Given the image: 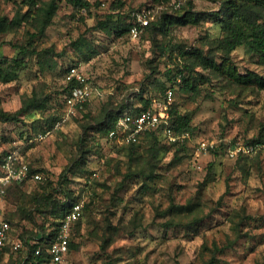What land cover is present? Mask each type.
I'll use <instances>...</instances> for the list:
<instances>
[{
    "label": "rangeland",
    "instance_id": "1",
    "mask_svg": "<svg viewBox=\"0 0 264 264\" xmlns=\"http://www.w3.org/2000/svg\"><path fill=\"white\" fill-rule=\"evenodd\" d=\"M91 1L98 4L83 18L69 3L58 0L51 23L34 38L42 54L28 58L29 68L17 80L0 83V105L8 111L18 110L22 97L34 87L50 94L52 103L59 106L65 75L74 67L87 73L103 92L93 96L83 116L67 121L43 141L29 140L39 124L38 112L21 115L20 122H0V159L18 147L36 168L56 180L81 154L85 133L83 149L92 150L86 153L82 170L70 173V186L79 189L97 171L83 197L89 201L95 196V208L83 217L79 247L64 264H264V154L231 158L217 150H197L203 139L256 136L264 126V88L197 67L209 80L198 82L197 93L177 83L173 98L181 113L192 114L193 139L178 154L160 141L145 174L136 173L138 155L131 158L127 146L107 141L96 129L105 106L127 98L137 102L141 95L158 100L161 83L173 84L170 76L182 63L171 53L173 44L211 51L213 39L222 35L221 23L214 16L222 0L195 1L192 10L200 15L197 22L168 33L149 32L139 40L128 34L118 36L97 22L107 13L127 20L131 9L149 6L153 0ZM16 3L0 0L2 12L13 17ZM28 29L35 31L24 25L2 34L0 41L6 44L0 45V54L16 55L18 48L12 43L25 44ZM217 53L221 62L223 55ZM230 57L238 73L254 71L264 76L263 55L242 45ZM146 146L143 141L139 147L141 159L149 157ZM40 185L27 181L20 185L21 191H9L0 204L2 214L13 220L17 235L32 234L31 240L37 239L41 224L50 227L54 220L50 214H37L34 222L19 218L18 202L29 204ZM190 203L195 212L184 214ZM178 206L184 208L180 211ZM195 216L198 220L193 224ZM109 238L113 240L107 243ZM15 256L12 251L5 253L0 264H10Z\"/></svg>",
    "mask_w": 264,
    "mask_h": 264
},
{
    "label": "trees",
    "instance_id": "2",
    "mask_svg": "<svg viewBox=\"0 0 264 264\" xmlns=\"http://www.w3.org/2000/svg\"><path fill=\"white\" fill-rule=\"evenodd\" d=\"M14 1L17 2V9L14 16L11 18L2 12L0 5V37L2 34L18 31L20 27L24 25L30 26L32 29H35V31L31 32L28 29L27 32H30V36L28 37V40L25 42V44H23V42L12 43V45L18 48V53L16 55L0 54V83H10L17 80L21 71L29 68L28 58L35 54H42L41 50L38 49L34 38L38 34H43L45 32L59 6L57 2L58 0ZM64 1L69 3L75 11L81 13L83 18L85 17L86 13L91 15L93 8L98 4L92 2L91 0ZM171 1L172 0H153L151 5L156 7V18L147 27L143 36L149 32L156 31L168 33L172 28L197 22L199 20V13L192 10L195 0H184V3L178 8L171 5ZM135 9H131L127 13V20L125 19L122 21L120 17L114 18L113 13H107L106 16L102 19H99L97 23L102 29L116 32L118 36L125 34L129 35L130 27L132 25V11ZM214 14L216 20L221 23L222 35L213 39L210 47L211 51L205 53L200 47H188V45L182 43H175L171 46V53L177 54L179 58H181L182 63L177 65V69L173 70L172 75L170 76V80H173V84L164 85V83H161L160 85L158 83V85H160V93L158 96L159 99L164 97L165 91L168 87L178 86L177 83H183L186 89L197 93L199 91L198 82L200 80H209V75L206 73H199L197 67L209 70L210 73H227L228 76L237 81L243 82L246 85L264 88V76L259 75L254 71H248L245 74L238 73L236 65L229 63L231 53L242 45H245L249 51L264 56V0H222L220 11H216ZM4 42V39L1 40L0 45L6 44ZM217 52H221L223 55L221 62H219L217 59ZM50 67H52L51 64ZM68 71L69 70H67V73ZM180 76L181 80L178 82V78ZM71 85L72 82H68L66 80L63 85V89L60 92V104L57 107L52 103V97L50 94L44 93L43 90L34 87L30 93H27L22 97V106L18 110L8 111L0 105V122H20L22 121L21 115L35 111L40 114V117L36 119L39 124L37 127H35L36 130L33 133L34 136L46 129H54L56 123L62 120L64 114L66 113L64 95L70 91ZM153 100L155 99L141 95L140 100L137 102L127 98L116 105L105 106L103 109L104 111L100 117L97 118L96 129H98L102 136L108 141V133L114 127L118 117L123 115L126 111L136 114L142 109L148 107ZM87 105L88 103L85 104L84 107L78 109L76 114L70 117V120L83 116ZM171 105L170 120L174 128L178 131L189 130L193 135L194 126L192 125V114L189 112L181 113L175 103V99ZM47 111H49V113L44 116ZM65 123H63V125ZM63 125L55 130L60 129ZM84 128L86 129L88 127ZM263 133L264 126L260 129L259 133L256 136L251 137V139H260L262 138ZM29 140L32 141V138ZM84 140L85 133H83L81 136V154L64 169L63 173L57 180L42 168H36L33 165V162L29 160L32 171H43L47 175V178L45 180H30L41 183L39 187L40 190L34 192L33 196L30 198V206L27 202H18L17 209L19 211V215H21L19 218L29 219L30 221L34 222L36 221L37 214H43L46 217H48V214H50L54 217V220L51 222L50 227H46L44 224H41L39 230L36 233L38 241L35 243H30L32 234L21 236L19 233L17 235L16 229L13 225V220L11 217H7L3 213L2 217L11 223L12 242L14 240H22L28 246V249L14 250L13 243L9 242L5 246L4 250L0 252V263L2 256L7 252L12 251L13 253L17 254V257L15 256V260L12 259L10 264L14 261L15 264H56L52 262L51 254L49 253L48 248L51 242L55 239L61 220L64 218L66 212L70 209L69 201H79L84 199V195L89 192V182L91 183V181L96 178V176H93V173L95 172L94 171L92 175L88 177L89 179H86L88 182H85V185L79 189L74 187L72 188L70 186V173H75L76 171L82 170V167L87 164L86 153H89L92 150L83 149V146H85L86 143ZM143 141H145L147 144L146 149L149 153V157L147 159H141V153L139 151V147H142ZM160 141H163L168 146L174 147L176 154L180 153V151L189 145V142L169 143L165 138L163 127L148 130L141 136L138 142L122 145L127 146L131 158L132 155H138V157L135 158L138 161V171H136V173H146L147 165L149 162H151V159L156 156L157 152H159L157 145ZM227 145L228 142H221L217 151L227 154ZM261 155V153H256L253 156L240 154L234 158L259 157ZM20 185L22 184H10L5 195H7L9 191L11 192V190L14 188L21 191ZM94 197L91 196L89 201H86L85 199L86 202L83 214L77 221H75L71 228L69 253L73 249L79 247L77 238L81 235L80 231L83 227V217L87 211H92L95 208L93 203ZM192 204L194 203H190L189 206L187 205L185 207L186 212L184 214L195 212V210L194 212L192 211ZM182 208L184 207L178 206L177 210L181 211ZM194 218L196 220L193 222V224L198 220L197 216ZM112 240V238H109L107 243L111 242ZM39 245H41L42 250L40 254L36 255L35 249Z\"/></svg>",
    "mask_w": 264,
    "mask_h": 264
},
{
    "label": "built area",
    "instance_id": "3",
    "mask_svg": "<svg viewBox=\"0 0 264 264\" xmlns=\"http://www.w3.org/2000/svg\"><path fill=\"white\" fill-rule=\"evenodd\" d=\"M200 1V0H195ZM184 0H172L171 5L176 8L180 7ZM156 18V7L149 5L137 8L132 11V25L129 35L134 40L143 37L147 27ZM66 80L72 82L70 91L64 95L66 104V113L62 120L58 121L55 128L46 129L39 132L32 138V141H43L51 136L55 129L59 128L70 117L89 103L93 96L97 93L103 95V92L96 87L90 78L82 69L78 67L71 68ZM181 80V76L178 78ZM174 98V87H168L163 98L154 100L151 104L142 109L140 112L133 114L126 111L118 117L114 127L109 131L108 138L117 145L130 144L138 142L143 134L148 130L163 127L166 140L169 143H187L193 139V135L189 130L178 131L171 123V103ZM228 142L227 156L234 158L240 154L253 156L256 153L264 154V133L262 138L252 140L251 137L233 138L225 140H201L199 141L197 150L199 151H216L221 142ZM93 176H98L95 171ZM47 175L43 171H32L30 161L24 157L19 149L8 150L0 161V204L7 188L12 183L23 184L30 180H45ZM70 209L66 212L61 220L55 239L49 245L48 251L51 254V260L56 264H64L67 261L69 253V242L71 238V228L83 214L85 207V199L79 201H69ZM0 206V252L5 246L12 242L11 223L1 216ZM37 239L30 240V243L37 242ZM13 249H28V246L22 240H14ZM41 245L35 249V254H40Z\"/></svg>",
    "mask_w": 264,
    "mask_h": 264
},
{
    "label": "crops",
    "instance_id": "4",
    "mask_svg": "<svg viewBox=\"0 0 264 264\" xmlns=\"http://www.w3.org/2000/svg\"><path fill=\"white\" fill-rule=\"evenodd\" d=\"M69 120H70V119H68L67 121H69ZM67 121H66V122H67ZM45 140H46V139H45ZM14 149H18V147H15ZM24 157H25V156H24ZM28 160H29V159H28Z\"/></svg>",
    "mask_w": 264,
    "mask_h": 264
}]
</instances>
